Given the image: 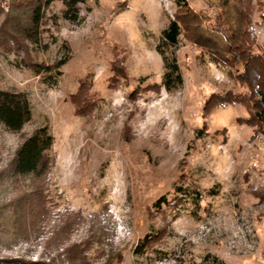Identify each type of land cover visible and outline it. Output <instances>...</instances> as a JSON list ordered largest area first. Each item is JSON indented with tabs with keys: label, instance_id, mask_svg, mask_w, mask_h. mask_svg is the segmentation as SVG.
I'll return each mask as SVG.
<instances>
[{
	"label": "rangeland",
	"instance_id": "obj_1",
	"mask_svg": "<svg viewBox=\"0 0 264 264\" xmlns=\"http://www.w3.org/2000/svg\"><path fill=\"white\" fill-rule=\"evenodd\" d=\"M78 1L79 21L55 2L37 42L21 46L1 30L11 0H0V90L24 94L31 109L20 132L0 125V264H264V134L239 123L241 106L203 113L209 96L243 91L234 71L182 37V84L167 91L156 47L173 0ZM218 1L186 0L198 15ZM259 1L251 19L264 53ZM62 59L41 74L27 66ZM80 90L93 103L85 110L72 99ZM43 126L52 164L24 207L30 178L9 163Z\"/></svg>",
	"mask_w": 264,
	"mask_h": 264
},
{
	"label": "trees",
	"instance_id": "obj_2",
	"mask_svg": "<svg viewBox=\"0 0 264 264\" xmlns=\"http://www.w3.org/2000/svg\"><path fill=\"white\" fill-rule=\"evenodd\" d=\"M55 2H60L64 9L62 18L71 23L80 20L78 0H11V11L5 15L1 27L4 34L17 44L24 46V41L36 43L39 26L45 11ZM177 11L168 26L161 31L156 51L163 62L162 86L172 91L182 84V77L176 61L175 52L181 38L196 46L204 48L211 61L223 71H234V79L242 92L229 91L225 94L209 96L203 105V113L208 114L215 108L241 106L247 112L245 119L239 123L253 128V137L264 134V53L255 52L256 36L251 15L253 0H219L213 15H198L189 9L186 0H173ZM260 21L264 24V0L257 3ZM10 24L9 26H6ZM171 52L167 54V50ZM66 59L59 60L50 66L28 63L27 66L36 74L57 70ZM122 72L121 67L116 68ZM83 86L81 87V90ZM81 90L73 95L80 110L93 105L90 99L80 96ZM91 103V104H90ZM79 110V111H80ZM31 119V109L24 94L0 90V125L7 131L18 133L24 124ZM53 146V137L47 126L34 130L17 147L9 163L11 172L16 177H29L30 185L27 203L35 206L43 192L45 178L52 164L49 152ZM148 238L144 243L148 244ZM147 242V243H146ZM152 242V241H151ZM107 261L106 264H111ZM42 264V263H25ZM210 264H224L215 258Z\"/></svg>",
	"mask_w": 264,
	"mask_h": 264
}]
</instances>
